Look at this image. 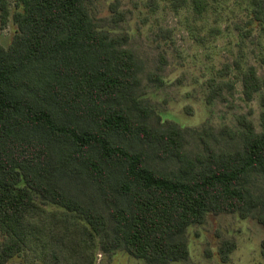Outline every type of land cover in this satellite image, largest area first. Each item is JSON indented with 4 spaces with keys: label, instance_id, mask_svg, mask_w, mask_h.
<instances>
[{
    "label": "trees",
    "instance_id": "obj_1",
    "mask_svg": "<svg viewBox=\"0 0 264 264\" xmlns=\"http://www.w3.org/2000/svg\"><path fill=\"white\" fill-rule=\"evenodd\" d=\"M168 1L198 16L210 7ZM249 1L250 25L264 27V0ZM89 2L0 0L2 24L12 17L17 26L10 45L0 44V264H97L100 252L116 250L179 264L190 258L187 231L209 214L256 217L264 227V214L255 216L264 196L252 189L264 177V94L260 132L241 117L239 147L219 153L203 139L204 151L189 157L180 128L149 122L142 66L126 38L99 29ZM235 69V80L213 82L210 99L237 82L247 102L263 91L257 68L239 58ZM236 249L224 240L221 261Z\"/></svg>",
    "mask_w": 264,
    "mask_h": 264
},
{
    "label": "rangeland",
    "instance_id": "obj_2",
    "mask_svg": "<svg viewBox=\"0 0 264 264\" xmlns=\"http://www.w3.org/2000/svg\"><path fill=\"white\" fill-rule=\"evenodd\" d=\"M118 3L123 20L112 9ZM203 16L192 8L172 9L168 0H90L91 15L103 32L128 40L126 48L138 58L142 73L138 91L151 111L149 122L158 128L174 125L183 131L185 151L195 158L204 151L203 139L226 152L241 144V117L261 128V96L247 102L241 82L233 91L210 99L213 82L235 80V61L244 69L255 67L264 80V27L250 25L249 0H209ZM253 28L250 36H246ZM17 32L12 17L6 25L0 17V44L8 47ZM171 32V33H170ZM242 56V58H241ZM226 65L233 73L219 74ZM240 76V75H239ZM156 168L171 171L176 162H157ZM253 191L264 196V177H255ZM258 216L264 211L256 213ZM110 228L112 223L110 222ZM190 258L179 264H264V227L256 217L246 220L236 214L207 216L203 225L186 233ZM224 240L237 243L228 263L218 249ZM97 264H146L124 250L100 252Z\"/></svg>",
    "mask_w": 264,
    "mask_h": 264
}]
</instances>
